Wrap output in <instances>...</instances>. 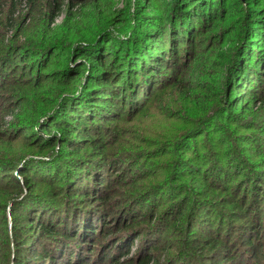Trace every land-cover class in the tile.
<instances>
[{
    "label": "rangeland",
    "instance_id": "rangeland-1",
    "mask_svg": "<svg viewBox=\"0 0 264 264\" xmlns=\"http://www.w3.org/2000/svg\"><path fill=\"white\" fill-rule=\"evenodd\" d=\"M58 2L0 0V264L55 248L28 218L45 202L77 235L104 227L87 264H264V0ZM104 61L124 101L79 102ZM78 171L87 196L65 191Z\"/></svg>",
    "mask_w": 264,
    "mask_h": 264
},
{
    "label": "trees",
    "instance_id": "trees-1",
    "mask_svg": "<svg viewBox=\"0 0 264 264\" xmlns=\"http://www.w3.org/2000/svg\"><path fill=\"white\" fill-rule=\"evenodd\" d=\"M32 1V0H31ZM199 1V0H198ZM46 2H48V4L51 7V9H53L54 11H58L61 4L58 2V0H46ZM179 2V0H178ZM177 0H176V9L178 10V12L180 13L179 15L183 14L184 13V10H185V4L183 6V4H178ZM24 26V25H23ZM23 26L21 27H16L15 30H18V32H22V28ZM20 28V29H18ZM243 31V30H242ZM181 32L182 33H177L175 32L174 35H173V31L169 33V41L170 42H173V43H176V41L179 39L180 37V40H183L182 38V34L184 36V31L183 29H181ZM244 32V31H243ZM254 35H249L250 38H253ZM178 37V38H177ZM177 38V39H175ZM37 40L36 37H34L33 41L30 42L31 45L34 46V44H38V42H35ZM47 41V39H46ZM183 42V41H182ZM7 45L4 44V38H2L0 36V53L1 52H5V48H6ZM11 48V47H9ZM93 46H91V50H92ZM9 50V49H8ZM162 52H164L165 50L161 49ZM19 52H21L20 50L19 51H16L15 53H11V64L13 65L14 63H17L19 61H24L26 58L29 57V50L27 51H24L22 55L19 54ZM25 52H27V55L25 54ZM7 60H9V56H7V58H3V59H0V63L2 61H4V63L7 62ZM17 61V62H16ZM15 66V65H14ZM12 66V67H14ZM97 69H100V71L103 72V80L102 82L98 83L97 85L95 84L93 86V89H91L90 87L87 86H84L85 88L83 89L82 93L81 94V98L79 99V102H82L83 99H85L86 97H89L90 99H93V98H96V99H99L98 97H101V96H96L97 91H101L103 92L102 95H105L103 96L104 97V100L106 99V101L104 103H106L107 107L110 108V107H113L112 103H119L121 104L122 101H124V99L122 98V100H118L121 98L122 96V93L121 92H115V87H113L111 90H114V91H111L110 93L109 92H106V88L108 87L109 85V80L107 78V71L105 68H107V62L104 61L102 62L99 66H96ZM264 71V69H263ZM81 72H77L76 71V75H80ZM262 74V73H261ZM76 78V77H75ZM73 78L72 81L69 80L68 84H72V83H75L76 80L80 77H77V79ZM100 79L102 78H99L98 80L101 81ZM232 79V78H231ZM81 81V80H79ZM82 84V83H81ZM82 86V85H81ZM82 87L79 88L80 90V93H81V89ZM126 90V88H124ZM94 93H90V92H93ZM124 93H126V91H124ZM111 96H107V95H110ZM254 98V97H252ZM67 103V102H66ZM93 106V104H95L94 102H91L89 103ZM64 104L62 103H59V105L57 104V106H63ZM66 108H64V111H66L65 115L68 114L67 111H69V107L65 105ZM74 116L72 117L73 118V121H76V125H81L83 126L84 123L86 122V119L85 117H87L85 115V112H82V111H76L74 114ZM3 120L0 121V128L3 126ZM61 124H58L56 123L55 126H60ZM53 126V125H52ZM46 129H44V132L46 133L49 128L48 127H45ZM55 129L57 128H60V127H54ZM66 130V128H64ZM42 132H39L37 137L40 138L42 135L40 134ZM82 136H87V135H82ZM80 140H88V141H91L90 139H81ZM78 150L75 151V152H72V154H77ZM50 159V158H49ZM49 161V160H47ZM10 170H16V168H11ZM12 173V172H11ZM32 171L28 168L27 171H19V179H17L14 175H12V178H13V181L14 183L16 184L15 187H18L20 188V186H23L24 183L27 181L28 177L31 175ZM82 175L83 173L78 171V174H76L74 177H73V180L71 182H69V185L68 187H65V191H68V192H71V196H79V194H83L85 196H87L88 194L85 191L84 188H81V183H82ZM46 179V177H45ZM98 183H102L101 181H97ZM21 184V185H20ZM31 187V186H30ZM31 190V188H30ZM79 192V194H78ZM67 194V193H66ZM52 196V195H51ZM46 201V200H45ZM44 200H42L41 202H45ZM48 201V200H47ZM42 205V206H40ZM36 206V207H39L38 210H36L35 214H28V218L30 219L31 221V225H35L38 227V238L40 241H42L43 239H45V241H49L51 244H48L50 246H55V248L53 250H50V249H43V250H39L38 251V247L36 244H34V248L30 254V257L28 258L29 260H25V261H21L22 264H46V261H48V264H59L60 261H62V257L63 255L65 256V251H67L69 248L66 247L65 245V242H67V244H70L71 248L72 249H75V251H71L70 254L73 255V257H75L77 259V263L76 264H87V262H90L88 261V257L87 256H90V254L92 252H94L93 250V244H94V238L95 236H97L98 234H103L105 233L102 226H97L99 224H94L93 222V219H89L88 222L83 220L81 221L82 225H81V229H80V234L77 235V229H75L74 231H71L69 230V223L67 221L68 218V215H63L64 217H62V219L60 220L59 219V216L56 215L55 217L52 216V208L47 205V202H45V204L43 205L42 203ZM65 218V219H64ZM63 220V221H62ZM63 225V226H62ZM35 234V233H34ZM34 236V235H33ZM74 239H77L79 242H89L91 245L88 247V244L86 247L87 248V254L86 253H80V252H76V251H80V249L82 248L81 245L77 248V243L74 242L75 240ZM131 243V242H130ZM133 243V242H132ZM26 244V243H25ZM56 244V245H55ZM73 244H76V245H73ZM97 244V243H96ZM217 244V243H216ZM216 244L213 245V249L215 248ZM250 244V243H249ZM212 245V244H209V246ZM73 246V247H72ZM151 247V250H153V252H156V250H158L155 246V244H151L150 245ZM219 246V245H218ZM65 247V248H63ZM63 248V249H61ZM52 251V252H51ZM80 253V254H79ZM79 254V255H78ZM99 255H102V252L101 254ZM105 255V254H103ZM33 257V258H32ZM105 258H107L106 256H104ZM112 258H110L112 261H114V258L115 256H111ZM66 259H64V262L61 263V264H74L70 261V257H65ZM91 259V258H89ZM158 261H155V256L153 255H150L149 253L148 254H144L143 255V258H141V260L139 259L138 261H134L132 263L129 262V264H157Z\"/></svg>",
    "mask_w": 264,
    "mask_h": 264
}]
</instances>
